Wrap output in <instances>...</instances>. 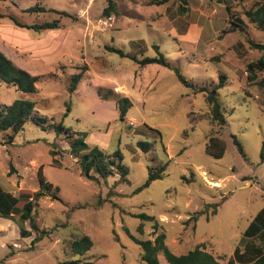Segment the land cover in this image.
Here are the masks:
<instances>
[{"label": "rangeland", "instance_id": "obj_1", "mask_svg": "<svg viewBox=\"0 0 264 264\" xmlns=\"http://www.w3.org/2000/svg\"><path fill=\"white\" fill-rule=\"evenodd\" d=\"M112 1L116 13L105 17L107 0H0V51L38 78L33 94L0 81V106L31 101L48 124L86 132L89 147L119 148L128 169L126 183L117 175L90 181L52 131L28 121L12 141L9 131L0 132V188L18 200L11 219L0 217V264H144L126 231L151 241L163 234L176 255L203 243L225 264L236 248L243 251V233L264 208V70L252 82L246 77L247 64L262 55L249 41L264 44V31L244 14L264 0ZM34 6L42 11L29 12ZM11 17L24 26L56 21L58 28L36 32ZM229 29L235 31L221 35ZM154 45L171 67L142 66L106 49L140 60L157 55ZM172 68L191 86L182 85ZM74 75L79 80L70 91ZM220 75L226 78L218 90L227 122L222 129L208 121L200 92L218 84ZM121 98L131 103L122 121ZM210 136L224 141L220 159L205 154ZM160 167L162 177L137 192ZM39 170L58 193L34 202L33 230L20 220V209L39 188ZM136 215L153 216L157 227ZM23 230L29 236L22 237ZM85 235L93 247L73 256L70 240ZM250 240L264 245V233ZM157 257L168 264L161 252Z\"/></svg>", "mask_w": 264, "mask_h": 264}, {"label": "trees", "instance_id": "obj_2", "mask_svg": "<svg viewBox=\"0 0 264 264\" xmlns=\"http://www.w3.org/2000/svg\"><path fill=\"white\" fill-rule=\"evenodd\" d=\"M170 0H149L150 5L160 6L168 3ZM236 2H242L244 0H234ZM107 7L103 10V15L109 17L110 14L116 13L115 4L112 0H107ZM37 6L29 8V12L42 11L38 10ZM181 10H183L181 8ZM245 16L250 23L254 24L258 30L264 31V1L262 3H256L255 6L245 11ZM1 17V15H0ZM13 23L18 27H25L33 29L36 32L43 30H53L58 28L56 21L44 22L42 24H34L32 26H24L17 22L14 18H10ZM236 28L237 25L233 24ZM235 31L232 29L222 30V34ZM251 49L259 50L262 52L260 58L254 62H250L246 66V77L248 82L255 80L256 72L264 70V44L254 43L249 41ZM156 51L155 57H144L137 60L132 55L124 52L122 49L107 46V51L117 54L120 57L137 61L139 65L146 66L150 64L159 65L162 67H171L167 58L159 52L157 45L152 46ZM177 80L185 87H190L191 83L183 77L179 70L172 68ZM225 76L220 75L218 84L212 88H202L200 92L204 93L205 102L209 108L208 114L210 123L216 125L219 128H224L227 124L226 118L223 115V110L218 99V90L223 87L225 82ZM79 80V75H74L71 78L70 91L76 89ZM0 81L16 87L19 91L24 93L33 94L36 92V83L38 78L31 76L29 73L15 67L12 62L0 51ZM116 107L118 110L119 119L122 121L131 103L127 98H121L116 101ZM34 103L27 100H15L11 105L0 106V132H10L9 139L12 141L14 136L19 134L28 121L33 122L36 126L40 127L44 131H52L56 137L63 138L69 146L70 153L77 158V165L80 170L81 176L94 182H99L100 179L106 180L109 177L119 176L120 183H126L128 181V169L123 163V154L119 148L113 152H108L98 148L97 146L89 147L85 143L87 137L86 132L79 133L70 130L65 127L62 122L47 123V120L43 116L36 115ZM239 153L244 156V152L241 145L233 139ZM142 149H147L148 144L138 143ZM225 152L224 141L218 137L210 136L205 145V154L213 159H220ZM53 157L59 153L50 152ZM264 153V144L261 155ZM164 168L160 167L155 172H149L148 178L143 185H141L136 191L149 186L151 181L160 179L162 177ZM94 173L95 175L91 174ZM39 188L35 192H30L29 201H27L20 209V220H28L31 229L37 230L33 218L31 217L34 202H37L43 197L51 196L56 199L58 193L57 188H53L52 185L44 179L41 170L38 171ZM18 200L16 197L7 193L0 188V217L4 219H11V214L16 211V205ZM202 213V212H201ZM142 221L154 222V227H157L156 220L153 216L136 215ZM193 221L197 220L196 214L191 217ZM142 224L138 227V231L142 233ZM22 237L29 236L26 231L20 232ZM42 233H46L43 231ZM132 241L139 246L141 250V261L144 264H159L157 255L161 252L168 264H221L220 260L224 259V256L216 257L211 252L205 250V245L199 244L194 249L186 252L185 254L176 255L172 253L169 248L164 244V235L160 234L156 238L151 240H140L126 231ZM264 233V208L255 216L254 220L248 226L243 233L244 238H247L248 242L244 246L243 251L238 248L235 249L233 255L229 257L225 264H264V245L258 246L251 243L250 239L258 238ZM42 237V235L40 236ZM39 240V237L34 241ZM93 247V242L89 236H82L77 239H72L69 242L70 252L73 256H83L86 252L90 251ZM68 264H79V260H72Z\"/></svg>", "mask_w": 264, "mask_h": 264}]
</instances>
